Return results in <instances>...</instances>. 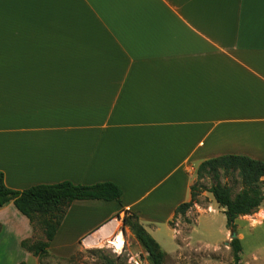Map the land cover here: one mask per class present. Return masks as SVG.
Here are the masks:
<instances>
[{"label": "crops", "instance_id": "1", "mask_svg": "<svg viewBox=\"0 0 264 264\" xmlns=\"http://www.w3.org/2000/svg\"><path fill=\"white\" fill-rule=\"evenodd\" d=\"M223 155L264 161V0H0L6 186L111 183L122 192L73 201L42 261L22 247L29 219L7 203L0 264L68 260L108 243L126 215L168 255L178 247L172 224L195 214L193 226L219 235L196 245H229L212 194L176 215L198 166ZM235 225L252 255L240 263L264 264V203Z\"/></svg>", "mask_w": 264, "mask_h": 264}, {"label": "trees", "instance_id": "2", "mask_svg": "<svg viewBox=\"0 0 264 264\" xmlns=\"http://www.w3.org/2000/svg\"><path fill=\"white\" fill-rule=\"evenodd\" d=\"M197 181L191 188V201L181 204L176 215L185 213L198 202L202 190L208 191L224 210L227 228L235 230L240 216L255 213L264 203V161L246 156L223 155L203 161L196 170ZM210 177L214 183L202 188L200 181ZM236 180L240 191L233 196V188L222 180ZM121 189L111 183L92 186L61 182L53 185H36L24 191L8 188L0 172V208L13 201L17 210L26 216L33 229L31 238L22 242V247L41 261L49 257V248L71 203L82 199L119 200ZM124 226L148 253L150 264H163L167 253L140 225L135 216L124 217ZM42 231L44 240L36 239L35 231ZM233 264H241L242 246L238 238L229 243Z\"/></svg>", "mask_w": 264, "mask_h": 264}, {"label": "rangeland", "instance_id": "3", "mask_svg": "<svg viewBox=\"0 0 264 264\" xmlns=\"http://www.w3.org/2000/svg\"><path fill=\"white\" fill-rule=\"evenodd\" d=\"M197 181V176L195 182ZM228 182L233 188V196L240 191L238 182L231 178L222 180ZM202 188H209L214 181L210 177H205L200 182ZM202 192H208L202 190ZM209 193V192H208ZM202 203H206V199L198 198ZM221 217L220 215H216ZM197 219V215H191L189 218L182 217L174 221L172 227L176 230L178 247L176 252L171 255H166L163 264H233V255L229 245H222L218 249H207L203 246L196 245L198 243H214L217 241V232L215 231L212 236L206 230L208 226H193ZM220 226H214L219 228ZM195 231L192 232V229ZM119 243L124 244V251L119 254L114 251V246L105 243V241L88 247L83 245L82 248L68 260L55 261L54 264H131L130 256L140 254L146 256L148 261V253L144 251L140 243L135 239L129 228L120 226L118 230ZM36 239L44 240L42 231L37 229L35 231ZM117 234H115L116 236ZM230 238V237H229ZM97 240H99L97 238ZM230 240V239H229ZM162 241H169L163 239ZM229 242V241H228ZM165 243V242H163ZM221 243V242H219ZM165 250L172 251L171 247L164 246ZM242 257L245 261L251 262L252 255L250 252L249 244L245 245ZM149 262V261H148Z\"/></svg>", "mask_w": 264, "mask_h": 264}, {"label": "built area", "instance_id": "4", "mask_svg": "<svg viewBox=\"0 0 264 264\" xmlns=\"http://www.w3.org/2000/svg\"><path fill=\"white\" fill-rule=\"evenodd\" d=\"M107 244L114 246V251L115 252L118 251L119 254H121L124 251V244L119 243V235L118 234L116 236H114L112 239H110ZM129 260H130L131 264H150L147 261L146 256H143L140 254L131 255Z\"/></svg>", "mask_w": 264, "mask_h": 264}, {"label": "water", "instance_id": "5", "mask_svg": "<svg viewBox=\"0 0 264 264\" xmlns=\"http://www.w3.org/2000/svg\"><path fill=\"white\" fill-rule=\"evenodd\" d=\"M230 239L233 240L235 238H237V233L235 230H231L230 231V235H229Z\"/></svg>", "mask_w": 264, "mask_h": 264}, {"label": "bare ground", "instance_id": "6", "mask_svg": "<svg viewBox=\"0 0 264 264\" xmlns=\"http://www.w3.org/2000/svg\"><path fill=\"white\" fill-rule=\"evenodd\" d=\"M97 238H98V237H97ZM97 238H96V239H93V241H92V242H95V241L97 242ZM94 240H95V241H94ZM88 243H89V244H91V242H90V241H89Z\"/></svg>", "mask_w": 264, "mask_h": 264}]
</instances>
